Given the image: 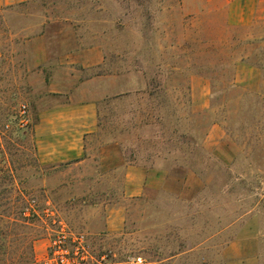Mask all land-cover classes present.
I'll list each match as a JSON object with an SVG mask.
<instances>
[{"label":"rangeland","instance_id":"1","mask_svg":"<svg viewBox=\"0 0 264 264\" xmlns=\"http://www.w3.org/2000/svg\"><path fill=\"white\" fill-rule=\"evenodd\" d=\"M94 43L99 67L60 63ZM97 92L82 161L43 164L39 113ZM129 165L160 184L131 194ZM60 239L77 264H264V19L235 23L226 0L0 1V264Z\"/></svg>","mask_w":264,"mask_h":264},{"label":"crops","instance_id":"2","mask_svg":"<svg viewBox=\"0 0 264 264\" xmlns=\"http://www.w3.org/2000/svg\"><path fill=\"white\" fill-rule=\"evenodd\" d=\"M2 3L16 4L28 0H0ZM216 1V0H214ZM229 17L238 24H251L264 19V0H226ZM38 62L48 60L46 36L36 37ZM105 62V50L102 44L94 43L80 47L61 55L60 63L67 66L96 68ZM240 68L255 69V64L239 63ZM99 75L90 79H98ZM106 94L97 92L92 97L72 100L58 106L43 109L36 124V141L40 161L43 164H60L62 162H81L85 151L86 137L95 130L98 124V103ZM122 165L123 162L121 161ZM119 165V162L117 163ZM151 178H162V173L143 165L127 167V189L131 194H142L146 191ZM226 264H254L251 256L237 259L236 256L224 254Z\"/></svg>","mask_w":264,"mask_h":264},{"label":"built area","instance_id":"3","mask_svg":"<svg viewBox=\"0 0 264 264\" xmlns=\"http://www.w3.org/2000/svg\"><path fill=\"white\" fill-rule=\"evenodd\" d=\"M21 112L24 115L22 118L23 123H27L28 119L25 117L28 112L27 104L21 105ZM74 253L75 252L68 246L67 242L60 239L55 243V246H53L52 256L35 264H77ZM128 264H146V260L143 256L137 255L131 257Z\"/></svg>","mask_w":264,"mask_h":264}]
</instances>
